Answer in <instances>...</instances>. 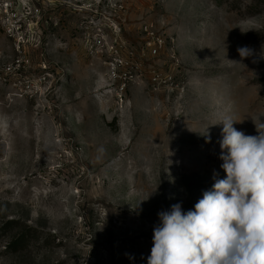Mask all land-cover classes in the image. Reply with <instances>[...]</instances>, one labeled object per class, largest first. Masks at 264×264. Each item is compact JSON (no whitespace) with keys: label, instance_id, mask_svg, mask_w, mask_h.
<instances>
[{"label":"rangeland","instance_id":"rangeland-1","mask_svg":"<svg viewBox=\"0 0 264 264\" xmlns=\"http://www.w3.org/2000/svg\"><path fill=\"white\" fill-rule=\"evenodd\" d=\"M27 19L0 29V264H147L158 213L225 177L219 122H264V0H41Z\"/></svg>","mask_w":264,"mask_h":264},{"label":"clouds","instance_id":"clouds-1","mask_svg":"<svg viewBox=\"0 0 264 264\" xmlns=\"http://www.w3.org/2000/svg\"><path fill=\"white\" fill-rule=\"evenodd\" d=\"M237 51L242 59L252 54ZM236 122H219L225 177L214 172L194 210L176 203L158 213L147 264H264V122H254L256 135L237 130Z\"/></svg>","mask_w":264,"mask_h":264},{"label":"built area","instance_id":"built-area-1","mask_svg":"<svg viewBox=\"0 0 264 264\" xmlns=\"http://www.w3.org/2000/svg\"><path fill=\"white\" fill-rule=\"evenodd\" d=\"M41 0H0V29L8 37H24V25L28 26L31 22L27 19L31 14L32 7ZM147 33L153 37V42L148 45L157 53L163 47V40L157 38L149 29ZM17 49H21L20 42L17 43ZM123 62L116 60L111 63V68L115 70ZM127 80V79H126Z\"/></svg>","mask_w":264,"mask_h":264}]
</instances>
